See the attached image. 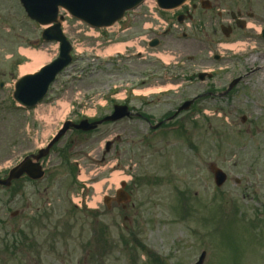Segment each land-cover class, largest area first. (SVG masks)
Returning <instances> with one entry per match:
<instances>
[{
  "label": "rangeland",
  "instance_id": "obj_1",
  "mask_svg": "<svg viewBox=\"0 0 264 264\" xmlns=\"http://www.w3.org/2000/svg\"><path fill=\"white\" fill-rule=\"evenodd\" d=\"M17 1L0 0V60L7 62L0 64V70L4 72L0 74V81L6 84L0 91L3 104L9 102L14 81L29 72L20 71L24 65H20L22 60L19 61L21 56L17 49L36 45L41 32L37 25L28 21ZM66 20L64 32L73 47L72 63L58 76L35 109L0 116L3 120L1 150L10 143L7 140L9 134L13 135L8 146L10 157L5 159L6 153L0 151V164L11 167L25 154L45 147L67 119L73 122L100 119L111 112L114 104L128 102L156 123L173 114L184 101L206 92L207 87L211 88V94L179 116L185 120L184 137L169 133L160 141L159 136H155L153 147L149 149L139 142L144 141L148 133L146 128L136 123L127 124L125 120L100 126L85 141H78L77 136L68 131L42 160L44 179L22 182L15 188L28 195L32 213L36 208L40 213L46 208L44 214L49 217L30 218L32 214L28 210V218H0V264H102L105 252L108 261L103 264H135L133 257L140 264H163L134 249L135 253L121 248L111 252V245L119 237L129 239L128 232L121 228L123 216L131 217L129 224H132L131 220L135 221L127 227L130 232H138L136 238L142 241L140 244L168 259L169 264H193L200 251L206 249L208 256L204 264H210L211 251L212 264H264V42L248 38L231 41L218 36L209 44L208 50L198 56L204 58L203 65H206L199 72L212 74L211 79L196 80L195 84L186 81L182 72L168 71L165 75L156 56H170L172 60L168 61L167 68L172 69L175 61L184 63L187 56L202 49L203 44L198 40L184 41L179 35V39L169 37L156 49H148L144 35H141L142 39L124 40L116 38V33L107 35L108 32L100 31L99 37H95L96 34L91 35L84 26ZM213 23L212 19L209 23L211 32L217 35L218 28L215 29ZM19 35L22 37L17 38ZM118 42H124L127 53H135L139 47L141 58L105 59L106 51ZM227 44L236 45V50L226 49L224 45ZM40 48L50 60L57 54L58 47L53 43ZM208 52L210 56H206ZM216 55L220 57L217 61L214 60ZM237 77L240 82L229 93L218 96ZM242 118H246L244 123ZM128 127L132 133L126 132ZM116 136L120 140L114 144V151L131 150L132 154L120 157L111 154L102 164L104 144ZM17 149L28 152L17 158ZM210 163L230 177V182L221 191L224 200L220 199L218 203V199H211L215 198L216 189L208 170ZM115 165L117 171H111ZM128 166H136L133 178L140 170L139 175L146 178L152 188L141 190L136 218L132 211L120 214L116 208L105 215L100 203L102 195L109 187L117 186L114 176H130H120V171ZM154 177L158 182L164 181L158 189L149 179ZM167 179L175 187L171 193ZM234 179L240 180L239 186H234ZM83 184L84 189L91 190L89 197L93 198L88 205L96 207L91 210L101 215L97 224L94 220L82 219L78 211H70L72 196L81 194ZM225 196L230 199L227 214L233 205L237 206L236 220L242 216L246 223L253 220L248 229L238 225L234 218L220 217L219 206L221 209L225 205L227 209ZM0 198L4 200L5 195ZM254 215L260 217L253 218ZM100 223L106 227V250L96 251L92 244L91 251L86 245L90 241L91 228H101ZM7 237L11 238L9 242L12 243H8L12 248L14 243V249L19 250L21 244L24 247L22 261L19 255L13 256L15 260L3 257L1 245ZM137 246L139 244L134 240L133 247Z\"/></svg>",
  "mask_w": 264,
  "mask_h": 264
},
{
  "label": "water",
  "instance_id": "obj_2",
  "mask_svg": "<svg viewBox=\"0 0 264 264\" xmlns=\"http://www.w3.org/2000/svg\"><path fill=\"white\" fill-rule=\"evenodd\" d=\"M23 7L30 18L36 20L41 25H48L55 23V25L42 34L44 41H57L60 43L59 58L49 66L42 69L39 73L33 76H26L18 80L15 85L13 98L25 107L33 106L45 93L48 84L54 79V76L70 62L69 52L70 47L65 38L59 30V22L57 20L58 8L61 7L68 11L74 18L98 28L111 25L114 21L119 20L124 11L134 8L143 0H20ZM184 0H157L160 8L171 9ZM236 81L230 86V88ZM191 102L183 104L178 110H184L189 107ZM129 113L126 107H115L114 112L110 117L103 119L101 122L86 125L85 122L80 123L79 126L82 130H91L97 124L102 122H113L124 117H128ZM74 127L70 123H66L62 130L52 140L50 145L45 151L40 152L39 156L35 159L38 160L44 156L50 146L57 142V140L69 129ZM26 174L30 179H40L43 175L41 168L37 164H32L29 158L25 159L19 167L11 171L8 179L1 184L9 185L12 179L19 178L22 174ZM215 180L220 185L224 176L216 171Z\"/></svg>",
  "mask_w": 264,
  "mask_h": 264
},
{
  "label": "flooded vegetation",
  "instance_id": "obj_3",
  "mask_svg": "<svg viewBox=\"0 0 264 264\" xmlns=\"http://www.w3.org/2000/svg\"><path fill=\"white\" fill-rule=\"evenodd\" d=\"M210 2V9L206 10L202 8L201 6V0H190L187 4L183 5L178 11L174 12V14L178 15L176 18L177 22L181 24H184L185 19L189 21V30L192 31H198L202 30L198 24L197 21H200L204 19L207 14L214 8V10L217 12V16H222V12L220 11V5L222 4V1L230 6L231 12H229V16L232 20H230V30L227 32L228 36L231 37L234 35V33L238 30L237 25L238 21H244L245 23H248L249 26L247 28L250 29L249 35L250 38H254L256 35L260 40L264 42V0H208ZM223 11H227L228 9H223ZM237 21V23H236ZM123 27L126 29V25L124 24ZM256 28H259L261 30L260 33L257 32ZM204 63V60H200L195 66L197 68L202 67ZM189 61L186 65V70L189 68ZM126 122H133L138 123L141 126L147 125L150 126V122H148L146 119H136V120H126ZM112 147H110V150L108 151L107 155L110 154ZM129 170L132 171V169L129 168ZM134 172V171H133ZM133 186H126L124 188V191L130 195L132 198L133 193ZM109 196V195H108ZM122 194L119 197V200H123ZM103 208L104 212H108L112 210V205L115 206V208L120 209L122 212L128 213L130 212L135 204L129 203H115L111 201L109 198H106L103 201ZM130 207V208H128ZM107 215V214H106ZM12 217V215H11ZM125 218V217H124Z\"/></svg>",
  "mask_w": 264,
  "mask_h": 264
},
{
  "label": "bare ground",
  "instance_id": "obj_4",
  "mask_svg": "<svg viewBox=\"0 0 264 264\" xmlns=\"http://www.w3.org/2000/svg\"><path fill=\"white\" fill-rule=\"evenodd\" d=\"M245 46L246 45H243V48ZM224 47L225 48L228 47V48H230V50H236V48H237L236 45H229V46H224ZM119 49H121V48L118 47V46H115L114 49H112V50H110L109 52H106V53H112V52H115L116 50H119ZM22 54L28 56L29 58H31V61H32V63L29 66H23V67H21L20 71L22 73H25L27 71L31 72L34 68L36 69L40 65V62H41L40 61V58H41V56L33 55V54H30L29 52H26V51H22ZM113 180L117 184L119 178L117 176H114Z\"/></svg>",
  "mask_w": 264,
  "mask_h": 264
}]
</instances>
